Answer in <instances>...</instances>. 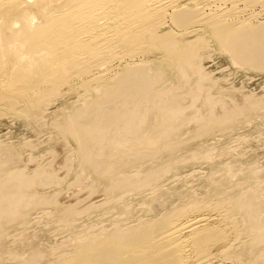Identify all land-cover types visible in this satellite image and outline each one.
Here are the masks:
<instances>
[{
  "label": "bare ground",
  "instance_id": "6f19581e",
  "mask_svg": "<svg viewBox=\"0 0 264 264\" xmlns=\"http://www.w3.org/2000/svg\"><path fill=\"white\" fill-rule=\"evenodd\" d=\"M259 17H264V0H0V117L44 116V105L59 97L67 84H78L87 94L72 112L61 111L62 118L54 123L58 145L49 151L53 157L43 166L36 165L33 173L11 165L13 151L3 147L8 152L0 154V224L3 219L10 225L21 220L33 203L52 207L64 222L76 220L79 218H74L72 209L77 206L71 202L85 197L86 206H91L101 223L95 225L96 231L84 234L85 242L79 246H71L70 237L66 238L68 249L60 264H264L263 168L249 162V170L240 176L236 168L244 162L243 156L225 147L213 153L216 145L212 148L204 141L238 121L251 124L254 114L264 107L256 100L261 97L255 99L250 94L239 102L226 91L229 100L221 95L215 98L216 94L213 96L205 87L197 65L206 46L200 37L207 33L222 46L232 63L245 61L260 67L264 19L258 22ZM191 36L192 40H188ZM159 49L165 53L164 57L160 54L163 60L151 59L146 74L125 61L148 58ZM119 61L128 65L122 67L120 75L114 70ZM133 74L136 78L132 84L129 80ZM165 79L183 85L194 80L188 89V103L174 100L175 95L166 104L154 101L160 113L159 130L157 135L143 136L141 130L150 112L147 103L172 92L173 83L162 92L154 88ZM128 84L131 89L135 84L137 90L134 88L135 94L129 95L126 106L119 110L113 106L116 111L103 110L99 116L98 107L97 118L93 121L89 116L92 123L88 118L80 121L79 115L91 101H101L109 95L117 99L114 94L124 92L127 97ZM142 103L146 104L144 108H140ZM92 108H87L90 113ZM191 120L199 129L192 135L188 130L190 136L181 134L189 136L187 139L178 137L189 129ZM196 140L204 142L193 148ZM21 154L22 151L15 153ZM33 155H28L30 162ZM151 158L156 159L155 163L146 164ZM225 158L233 159L237 165L226 160L225 170ZM193 160L205 163L209 169L197 180L201 189L187 188L181 201L168 204L165 200L160 209L141 198L146 188L156 193L159 185L165 187L164 176ZM73 170L77 177L71 185L76 189L68 196L70 206L59 207L65 197L62 190L53 195L34 190L60 182ZM256 180L259 181L253 182ZM93 190L100 191L97 194L101 193L102 198ZM135 201L142 204L140 216H134ZM250 219H255L256 224L249 225ZM41 220L44 219L34 220L33 227L42 225ZM28 231L26 228L12 238H24ZM6 245L0 237V246ZM88 247L91 249L86 251Z\"/></svg>",
  "mask_w": 264,
  "mask_h": 264
},
{
  "label": "rangeland",
  "instance_id": "374dc122",
  "mask_svg": "<svg viewBox=\"0 0 264 264\" xmlns=\"http://www.w3.org/2000/svg\"><path fill=\"white\" fill-rule=\"evenodd\" d=\"M261 19L263 20L264 17L263 18H260V17L257 18L258 22L264 21V20L262 21ZM260 32H262L264 34V27L261 28ZM206 34H204L205 36L203 35L204 37L203 36L200 37V38H202L201 40L204 43V46L205 45L206 46L204 47L205 50L204 49L201 50V54H203V55H200L201 59L199 58L200 61L197 62V65L199 66V67L198 66L197 67H198V69H200L199 72H201V74L203 75L202 77L204 79L205 87L210 88V91H211L213 96H214V94H216V96H214L215 98H217V97L219 98L221 95V97L226 96L227 99L229 100L228 97L230 96L231 99L236 98L235 99L236 101L243 102L244 101L243 99H245L246 97H250L251 95H252L251 97H254L255 99H256V97H258V98L261 97V98L256 99V100H258L261 103V106H264V99H263L264 98V88H263L264 87V65H263L264 64V54L262 53V55L261 54L259 55L260 65H261L260 67H262V68L254 67V66L246 63L245 61H240L238 63H232L228 59V54L222 48V46L219 47L220 44L216 43L211 38V36L209 34H207V35ZM191 38H192V36L188 40H192ZM208 39L210 41L212 39V42L210 43V41H208ZM263 41H264V38H263ZM262 50L264 51V44H263ZM207 53H208V55L210 53V55L208 56ZM157 54H159V55L161 54L164 57L165 53L163 50L159 49V50L152 52L153 56H148V58L142 57V59H141V57H137L135 59H129V60H125V61H127L128 65H129V63H130V65H132V66L129 65V67H131V68L134 67L133 69L138 67V69H141L143 71V74H144L146 72L147 68H149V65L152 62V60L154 61L157 58H159L157 60H160L161 58H162L161 60H163V57L161 55L157 56ZM205 56H206V58H205ZM136 60H137V62H136ZM149 60H150V62H149ZM122 62L123 61H121V62L119 61V62L115 63V65H114L116 68V69L114 68V70L118 71L119 75L121 74L120 72H121L122 67L124 68V67L128 66L125 62H123L124 64L122 65ZM132 63H134V64H132ZM135 63H136V65H135ZM141 63L144 65H142ZM199 63H201V64H199ZM239 63L241 65V67L238 65ZM242 63H245L246 65L242 64ZM141 65H142V67H141ZM200 66H201V68H200ZM244 66H246V67H244ZM251 66H252V68H251ZM257 68H260V69H257ZM204 72H206L205 75H204ZM207 72H209V73H207ZM136 73H140V72H136ZM210 73L211 74L213 73V74L211 75ZM117 75H118V73H117ZM208 75H209V77H208ZM135 76L136 75L133 74L132 77H130L129 81L132 84L134 83L133 79L136 78ZM207 79H209V81ZM135 81H136L135 83H137V80H135ZM167 81L169 83H166ZM130 82H129V84H130ZM159 83H157L154 87L156 90L159 89V92H162L161 90H163V89L165 90V89L169 88L170 84H172V83H173V89H172V92L169 94H166V95L160 94L163 96V98L161 96L158 99V96H157V97H155V99L152 98L153 99L152 102L147 103L150 112H149L147 123L141 130L143 136L144 135L145 136L146 135H153V134L157 135L156 132H158L157 130H159V114L160 113H158L159 110L156 107V105H154L152 103L154 101L155 102L158 101V103L156 102L158 105L166 104V103L170 102V100L172 98L175 97L174 100L179 99L178 101L181 104H185V103L187 104L188 103L187 99H189L188 89H189V87L193 86L194 80L188 81L186 83V85H183L182 82L178 83L177 81H171L170 79L162 80ZM164 83H166V84H164ZM129 84L126 87V89H127L126 91L128 93L127 97H125V95H126L125 92L123 93L124 95L122 93H121L122 95L118 94L119 96L117 94H114V97L116 95L117 99L119 98L120 100H124V101L119 102L120 101L119 99H118L119 101H117V99H114L112 97L113 95H109V98H105L104 100H101V101H95V102L91 101L87 106L84 107L85 108V110L83 109L84 113L81 112L82 114L79 115L80 121H85L88 118L87 119L88 122L92 123L97 118L98 114L100 115L101 112L102 113L104 112L103 110H105L106 112H114V111L122 109L124 106H126L127 105L126 104L127 98L129 97V95L132 94V91L136 87L135 84L133 86L131 84V86H132V89H131ZM162 85H164L163 88H162ZM204 85H203V88H205ZM160 86H161V88H160ZM213 86H214V88H212ZM180 88H183L185 90L180 89ZM207 88H205V89H207ZM220 88H222L223 90ZM135 90H137V88H135ZM135 90H134V92H136ZM226 91L227 92L229 91L228 92L229 94L226 93ZM61 92L62 93H60L58 95L59 97H57L53 102L51 101L50 103H47L46 105H44V109H43L45 111L43 113L44 116H42V114H41L38 117L35 116L33 119L32 118L26 119L22 115H19V116L18 115L17 116L16 115H12V116L4 115V116L0 117V151H2L0 154L3 155V154H6L8 152L3 147L8 146L10 149H12L13 154H14L13 155L14 160H13V163L11 165H13L15 167L17 166L16 168H18V167L22 168L23 167L24 170L26 169L25 172L31 174L34 172L36 165L37 166H40V165L43 166V164H45L48 160H50L53 157V156H51L49 151L58 145V140H59L58 139L59 134L55 130V127H54L55 120L61 119L62 118V112L65 111L66 109H67V111L72 112L77 107V105H79L81 103L80 100L84 96L87 95L86 92L78 84H75V85L67 84L63 87ZM70 93H72V94H70ZM73 94H76V95L74 96ZM133 94H135V93H133ZM217 94H218V96H217ZM227 94L229 96H227ZM77 95H78V97H77ZM120 96H122V97H120ZM79 97H80V99H79ZM165 97H167V99ZM170 97H171V99H170ZM182 97H183V99H182ZM161 98L166 99V100L163 101ZM76 99H79V100L76 101ZM128 100H129V98H128ZM159 100H160L161 104H160ZM186 100H187V102H186ZM79 101H80V103H79ZM114 101L116 103L117 102H119V103L115 104ZM71 102H73L74 104H75V102H78V103L74 105ZM124 102H125V105H124ZM162 102H164V103H162ZM91 103L93 105H91ZM95 103H97V104H95ZM102 103H104V104H102ZM131 104H134V101H132ZM145 105H146L145 103H142L140 108H144ZM90 106L93 107L91 109L92 110L91 113L89 112V110L91 108ZM113 106H115L116 108L118 107V109H116L115 107L113 109ZM98 107L101 109H99ZM69 108H72V109L69 110ZM97 108L100 111H98ZM263 108L254 114L255 117L253 116L251 118L252 120L254 118V120H253L254 122L251 120L252 121L251 124H250V121H248L249 123L248 122L244 123V122L238 121L237 123H234V125L231 126V128L230 127H228V128L223 127V129L221 131L218 130V131L214 132L215 134L211 135L210 137H208L207 139L204 140L206 143L208 142L209 145H211V146L213 145L212 148H214L216 145V147L218 149L215 147L213 149L214 150L213 153H217L219 150H221L225 147V148L233 151L235 154L243 156L244 162L241 163V165L239 164L238 167L236 168V169H238L237 171H238V174L240 176H242L243 171L245 172V171L249 170V167H248L249 162L253 165L256 164V166L258 168L260 167V169L262 167L263 169H261V170L264 171V145H263L264 144L263 143V141H264V115H263L264 109ZM96 111H98V112H96ZM52 112L55 113L54 114L55 116L52 114L48 115V113H52ZM85 112H87L86 114L88 116L85 114ZM95 112L97 114L96 116H95ZM258 113H259V115H257ZM155 115H156V117H155ZM188 115H189V117H188ZM188 115H187V118H190L191 115L190 114H188ZM51 116H53V117L51 118ZM89 116L93 118V121H91L92 118H90ZM42 117L46 118L45 119L46 121H42V120H44V118H42ZM41 118H42V120H41ZM53 118H55V119H53ZM51 119H52V121H51ZM149 119H150V121H149ZM193 122H194L193 120L189 121V123H190V124H188L189 129L181 131L179 133L178 137H180L181 134L189 135L190 133L187 132L188 130L190 132H192L190 135L194 134L196 132V129H199L198 128L199 125L196 122H194V123ZM29 123L30 124L32 123V124L30 125ZM119 124H121V120H120ZM241 126H242V128H241ZM238 127H240V128H238ZM224 128H225V130H224ZM219 131L221 133L223 131V133L221 134ZM218 132L220 133V135ZM229 133H231V134H229ZM226 134H228V135L226 136ZM185 135H182L180 138L187 139L190 136V135L189 136H185ZM127 136H129V135H127ZM216 136L218 137V139ZM221 137H223V138H221ZM210 139L212 141H216V142H211ZM200 141L201 140H196V144H194L195 142H193V144L196 145V146L193 145L194 146L193 148H196L199 144L204 142V141H202V142H200ZM234 149H236V151ZM57 150L58 149L56 148L55 151H57ZM21 151L23 152V154H21L22 156H16L15 155V153H20ZM58 153H60L59 150H58ZM30 154L31 155L34 154L32 156L33 162L32 161L30 162V160H28V158H29L28 155H30ZM49 154H50V156H49ZM57 154H55V157H54L55 161L58 159ZM21 157H23V158H21ZM17 158L19 159V161ZM254 159H256V160H254ZM35 160H37V161L35 162ZM38 160L41 162H39ZM145 160H147V158L140 159L139 161L143 162ZM223 160H224L223 167L225 168V170H228L227 163H226L227 161L233 162L235 165H237V163H235L233 161V159L228 160L227 158H225ZM154 161H156V159L151 158V160L147 161L148 163L147 162H145V163L148 165H152L153 163H150V162H154ZM193 161L191 164L184 166V167H181L177 171H174L173 172L174 174L171 173L169 175L164 176L162 179L165 182L162 181V179H161V184H162V182H164L163 185L165 184L164 185L165 187H163L162 185H159V187L157 189H155L156 191L158 190L157 192L155 191L156 193L152 192V190H150V187L146 188L143 192L144 194L142 193L141 198H144V200L146 198L151 205L152 204L154 205V203H155L154 207L157 208L156 205H158L159 208H157V209H160L161 203L163 204V201L165 202V200H166V203H168V204L170 201H172V202H176L177 200L181 201L184 198V193L186 192L187 188H191V189L193 188L194 189L196 187L195 189H197V188L201 189V187L200 188L198 187L199 185L201 186V184H198L197 180H200L199 177H202V175L204 176V173L206 174L209 169L207 168L205 163H203L201 161H197V160H193ZM21 162H23V163H21ZM15 163H17V165ZM219 168H220V166H219ZM130 170H132V169H130ZM205 170L207 172H205ZM190 173H192V174H190ZM196 175H198V176H196ZM76 177H77V175L75 173V170H73V172L70 173L65 179H61L60 182L55 183L54 184L55 186L54 185H52V186L48 185L43 190L38 189V188H36L34 190H36L37 192L46 193V195H53V193L62 190L63 193L60 191L61 195H62V197L65 195V197H63V198L61 197L63 203L59 204V207L70 206L71 200L70 201L68 200V196H70L76 189L75 186L71 187V185L76 183L75 182ZM167 177H168V179H167ZM88 178H90V180H91V177H88ZM90 180H88V181L86 180V181L90 182ZM192 181H193V183H192ZM258 181L259 180H256L253 182L256 183ZM169 185H171V186L169 187ZM247 185L248 184L246 183V185L242 186L241 188L244 189L245 187H247ZM171 187H173V188H171ZM67 188L69 191L67 190ZM63 190H65V191H63ZM87 190H89V189H87ZM147 191H151V192L146 193ZM162 191H163V195H162ZM99 192L100 191L95 192V196L96 195L100 196L101 193L97 194ZM149 193H151V195ZM158 193H160L161 196ZM175 193H177V194H175ZM173 194H174V197L172 198ZM164 195H166V196L164 197ZM177 196H178V198H176ZM180 196H182V198ZM100 197L102 198V196H100ZM154 197H156V198H154ZM156 199H159V200H156ZM82 200H77V201L74 200L71 202L72 204H74V205L76 204L75 206H77L75 208V210L72 209V214L74 215V218L78 217L79 219H76V220L72 219L71 221H68V222L67 221L64 222L62 220L63 218L61 220H59L57 218L58 217L57 213L54 211V209L52 207L41 205V204H36V203H33L32 205L28 206L26 213L23 214V218H21V220L19 219L18 221H15L11 225L7 224L6 220L3 219L1 224H0V237H3V240H5V243L7 245H6V248H3L2 246H0V264H60L62 262V260H64V258H65L64 254L68 249L67 246H65L66 238L70 237L69 244L71 246H75V245L79 246L80 242L81 243L85 242L83 236H86V235H84V234L90 233L91 231H96L97 228L95 227V225H97L98 223H101V220H99L96 217V212H93V209H91V206H86L87 204H85L86 203L85 197L82 198ZM155 200L157 203L155 202ZM64 202H65V204H64ZM81 203H82V205H80ZM135 203L139 204V202H137V201L133 202V204H135ZM136 204L134 205V207L136 208L135 212H134V216H140L142 214V213L139 214V212H142L141 211L142 210L141 209L142 204L140 203V206L138 204L137 205ZM137 206L140 208H138ZM157 209H155V210H157ZM136 214H138V215H136ZM38 217L44 219L43 221L41 220L43 224L42 225L40 224L38 227L34 228L35 226L33 227L32 222L34 220H36ZM46 221H49V223L46 224L47 223ZM251 224H256L255 219H250L249 225H251ZM31 227H33V228H31ZM26 228L29 230L27 233L28 236L21 238L19 240H17V239L15 240L12 238V235L20 233L22 230H24ZM29 228H31V229H29ZM71 242H72V244H71ZM90 249H91V247H88L86 249V251H89Z\"/></svg>",
  "mask_w": 264,
  "mask_h": 264
}]
</instances>
